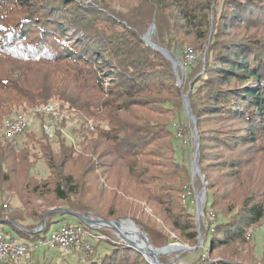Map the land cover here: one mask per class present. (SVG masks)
Masks as SVG:
<instances>
[{
  "label": "trees",
  "instance_id": "trees-1",
  "mask_svg": "<svg viewBox=\"0 0 264 264\" xmlns=\"http://www.w3.org/2000/svg\"><path fill=\"white\" fill-rule=\"evenodd\" d=\"M153 25L152 42L185 61L182 86L172 62L144 42ZM188 49L198 56L192 63ZM186 95L207 190L204 247L180 260L205 264L207 253L214 264H256L251 231L264 226V0H0V196L16 190L32 210L8 213L1 205L0 228L22 241H46L57 218L73 216L49 215L42 232H30L49 210L64 209L132 219L154 249L181 243L193 250L203 184L193 180L187 154L196 144ZM55 100L76 111L74 143L61 136L54 147L44 131L53 116L36 113ZM19 116L38 118L41 134L29 128L8 140L5 123ZM38 155L51 173L41 183L31 172ZM88 175L107 183L108 207L104 195L100 208L90 204ZM94 235L113 249L99 261L94 249L86 252L90 264H152L112 230ZM160 262L173 264L169 255Z\"/></svg>",
  "mask_w": 264,
  "mask_h": 264
},
{
  "label": "rangeland",
  "instance_id": "rangeland-1",
  "mask_svg": "<svg viewBox=\"0 0 264 264\" xmlns=\"http://www.w3.org/2000/svg\"><path fill=\"white\" fill-rule=\"evenodd\" d=\"M80 1H82V0H80ZM85 1H88V0H85ZM155 29H154V31H155ZM154 31H153V33H154ZM197 57L198 56L195 53V60H196ZM180 63H181V68H179V71H181V74H183L184 67H185V61H181L180 60ZM179 77L182 80L180 74H179ZM184 100H185V97H184ZM48 106L52 110H48L46 107H45L46 109L45 108H42V109L38 108L36 110V113H45L47 115L53 116L52 117L53 119L49 120V122H48L49 124L45 125L44 127L49 126L48 128H51V132L49 134H47V135L50 136V140L52 141L54 147L57 146V144L59 142V138L61 136L69 143L76 142V138L78 136V132L77 131L80 128V124H79V121H78V117L76 115V111L73 110V109H70L68 104H64V102H62L60 100L52 101ZM185 108H186V104H185ZM49 112H53V113L50 114ZM57 114H58V116H57ZM186 114H187V110H186ZM56 116H57V118H55ZM19 117H22V116H19ZM26 118H27L28 123H29L28 129L30 128V130H34L37 134L40 135L42 127L40 126L39 119L38 118H34V117H28V116H26ZM61 122H63L65 125H63V126L60 125ZM59 133L61 135H59ZM198 136H199V133H198ZM192 139H193L194 143L196 144V148H197V144H199V140H197L195 138V132L192 135ZM196 148H195V151H196ZM187 151H188L187 154L190 157L191 164L193 165V156H194L195 151L194 152L191 151L190 147L187 148ZM198 160H199V156H198ZM77 171H78L77 173L81 172L80 170H77ZM31 172H32V174H33V176L35 178V181H37L38 183L46 181L49 178L50 174H51L49 169H48V167H47L46 160L44 158H42L40 155H38L36 157L35 163L33 165V168L31 170ZM102 172H104V171H102V169L98 170V173L101 176H102ZM88 176H89V180H90V182L87 180L88 188H89V185H91V188H93V190L90 189V193L89 194H86L89 198H93V200H92V202L90 204L95 206L96 208H100L101 206L98 205L97 198H100V197H102L104 195L105 198H107V196H108V200H107V203H106V206L108 207V202H110V199H109L110 198V194H108L109 193V188H108L107 183L103 179H101L100 181L95 180L96 177L94 175H91V176L88 175ZM196 177H199V176H196ZM196 177H194L193 180ZM100 182H102V183L100 184ZM201 192H198L197 195H196V202H195V206L196 207H197V200H198L199 194ZM47 202H49V203H47ZM52 203H53V199L43 200V201L39 202V204L41 206L39 207L40 210L39 209L38 210L40 212L41 211L44 212V211L49 209L48 207H49V205L51 206ZM205 203H204V205H205ZM3 204H4L3 210L7 211L8 213L9 212H21L22 214H26L27 215V214L32 212V210L29 211L27 208H25L23 206V204L21 202V199L19 198V195L17 194L16 190L6 192L5 196H2V197L0 196V206L3 205ZM31 209H32V207H31ZM127 209H128V207L125 208L124 210H121V211L125 212ZM52 210H54V209L49 210L47 213H49ZM146 212L149 213V214L150 213L152 214L151 208L147 207L146 208ZM196 213H197V211H196ZM93 215H96V214L92 213V214H90L89 216H86V217L89 218L90 216H93ZM96 216H98V215H96ZM153 219H154V217H153ZM43 220H44V218H43ZM43 220H42V222H43ZM118 220H122L124 222L120 226L121 228H123V230H129L131 228V226H129L128 223H125L129 219H118ZM130 220H132V219H130ZM111 221H115V220H111ZM155 222L160 224V225H162V223H163L162 219H160V218H158V220L155 221ZM77 224H78V220L76 218H74V217H70V216L59 217V218L56 219L55 224H53V226L51 227L50 231L47 232L44 235L46 241H43V240L40 239V240H38L35 243H31V241H29V240H26V241L20 240L17 235H15L13 232H11L9 227H4L3 231L6 232V233H11V235L13 237H15V239L18 241V243H20L22 245L24 243H27L28 245L31 246L30 253H28V255L25 256L24 258L20 259L22 263H27L28 262L29 264L30 263L31 264H90V261L88 259L89 256L87 255V253L83 249H81V250H72V251L66 252V251H63V250L56 249V248H51L48 245L49 244V240H50V238H51L53 233H55L56 231L61 229L63 226H67V225L75 226ZM78 227H81V226H78ZM198 227H199V222H198ZM90 229H91V231L87 230V232H88V235H90L89 236L90 237V242L89 243L94 249V253H93L94 257H93V259H94V261H99L106 254H109L112 251L113 247L111 246L110 243H107L105 241L98 242V239L100 237H104V236L97 237V236L94 235V233L98 229H95V228H90ZM99 229H106V228H99ZM200 229H201V225H200ZM113 233H114V235L117 236V233L115 231H113ZM251 235L252 236L250 238V240H251L250 242L255 247V256H256V259L259 261L256 264H264V226L262 228L253 229L251 231ZM202 240H203V238H202ZM198 242H199V240H198ZM173 244H181V243H173ZM170 245H172V244H170ZM181 245H183V244H181ZM197 246H198V244H197ZM203 247H204V240H203V245L200 248H198V249H202ZM186 248L190 249L191 251H189V252L175 251V252H171L170 254H167V255L171 256V261L173 262V264H193V262H191L189 258H186L184 260H180V254H185V253L191 254V252H196L198 249L194 250L195 249L194 248L192 250L189 247H186ZM208 248H209V243L206 246V249H208ZM199 254H200V252L197 254V256ZM205 258H207L205 264L217 263L216 261L215 262H211L209 260V257L207 256V253H205L203 255V261L204 262H205Z\"/></svg>",
  "mask_w": 264,
  "mask_h": 264
},
{
  "label": "water",
  "instance_id": "water-1",
  "mask_svg": "<svg viewBox=\"0 0 264 264\" xmlns=\"http://www.w3.org/2000/svg\"><path fill=\"white\" fill-rule=\"evenodd\" d=\"M155 29V25L151 26V28L149 29L147 35L144 37V42L147 44V46L151 47L152 49L161 52L169 61L172 62L174 70L178 76V85L182 86L183 81L180 79L179 77V68H181V63L180 60L175 57L173 54H171L169 51L161 48L160 46L154 44L152 42V34L153 31ZM185 104H186V110H187V115L190 119V121L195 125V138L197 140H199V136H198V130H197V126H196V118L193 114V111L191 109V102L188 98V96H185ZM200 153V145L197 144V148L196 151L194 153L193 156V178L196 176H199V178L201 179V182L203 184V190L202 192L199 194L198 200H197V207H196V211H197V221L199 222V227H198V232H199V242H198V246L194 249L197 250L198 248H200L203 245V240H202V236H201V229H200V220L201 217L203 215V209H204V203L206 202V190H207V183H206V179L205 177L202 175L201 173V169L199 166V160H198V156ZM55 213H63V214H69L77 219H79L80 221L83 222V224L86 227L89 228H95V229H99V228H106V229H110L113 230L117 233L118 238L124 242L125 244L142 251L145 256L151 261L152 264H162L160 262V256L161 255H167L170 254L171 252H175V251H183V252H189L191 251L190 249L186 248L185 246L181 245V244H172L169 245L165 248L162 249H154L150 239L148 238V236L146 234H144L138 227L137 225L132 221V220H128L125 223H128L129 226L134 227L138 233L140 234L141 237V241L138 242L136 240H134L132 234H129V232H127L126 230H123V228H121V224L124 223L122 220H115V221H106L103 220L102 218H100L99 216L93 215L90 216L89 218L77 213H73L70 212L68 210H64V209H57V210H52L49 213H47L44 216V220L41 223L40 229L37 231H32L30 232V234H37L40 233L44 230L45 226H46V218L49 215L55 214ZM144 243L146 245H144Z\"/></svg>",
  "mask_w": 264,
  "mask_h": 264
},
{
  "label": "built area",
  "instance_id": "built-area-1",
  "mask_svg": "<svg viewBox=\"0 0 264 264\" xmlns=\"http://www.w3.org/2000/svg\"><path fill=\"white\" fill-rule=\"evenodd\" d=\"M185 59L188 63L195 60L194 57H187ZM25 121L13 120L12 125L9 126V131L6 133L14 140L18 133H21ZM47 127L44 130L47 133ZM190 195V194H189ZM99 239H105L100 237ZM51 248H56L63 251L81 250L87 253H92L93 248L89 247L87 242H84V234L77 232V226H63L61 229L52 234V241L48 244ZM28 255L26 246L18 243L17 240L11 239L6 232L0 228V262L7 260L17 261Z\"/></svg>",
  "mask_w": 264,
  "mask_h": 264
},
{
  "label": "bare ground",
  "instance_id": "bare-ground-1",
  "mask_svg": "<svg viewBox=\"0 0 264 264\" xmlns=\"http://www.w3.org/2000/svg\"><path fill=\"white\" fill-rule=\"evenodd\" d=\"M186 55H187V57H194V56H195V53H194L192 50H188L187 53H186ZM47 109H48V110H52V109L49 108V107H47ZM16 120H17V121H25V122H24V124H23V127H21V133H18V134H17V137H15V139L19 138L22 134H24L25 130L28 129V125H29L27 118L24 117V116L19 117V118H17ZM12 122H13V120H8V121H6V123H5V136H6V138H7L8 140H12L11 137H10V135L6 134V133L9 131V126L12 125ZM50 132H51V128H48V127H47V133H50ZM185 196H186V195H185ZM188 199H189V198H188ZM188 199H187V200H188ZM189 200H190V199H189ZM189 200H188V201H189ZM126 231L129 232V234H132L134 240H136V241H138V242L141 241L140 234L138 233V231H137L134 227H131L129 230H126ZM77 232H78V233H82V234H84V242H87L88 246H89V247H92V246L90 245V243H89V242H90V237H89L90 235H88L87 230H86L85 228H83V227H78V226H77ZM51 241H52V236H51V238H50V240H49V243H51ZM19 244H20V243H19ZM21 245H22V244H21ZM144 245H146V244L144 243Z\"/></svg>",
  "mask_w": 264,
  "mask_h": 264
}]
</instances>
